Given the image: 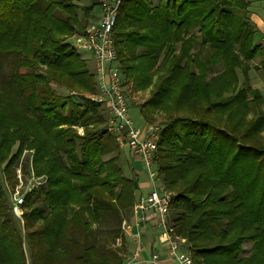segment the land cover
<instances>
[{
    "label": "trees",
    "instance_id": "16d2710c",
    "mask_svg": "<svg viewBox=\"0 0 264 264\" xmlns=\"http://www.w3.org/2000/svg\"><path fill=\"white\" fill-rule=\"evenodd\" d=\"M250 4L121 0L113 27L123 84L152 86L138 107L145 122L156 110L167 115L156 163L175 192L168 219L192 264H264V95L248 76L264 46L254 42ZM94 7H82L84 21ZM79 8L76 0H0V170H13L28 146L47 175L22 204L24 231L0 177V264H53L58 249L70 264H110L117 256L92 224L107 219L115 230L137 199V176L119 157L102 158L117 140L103 129L101 104L84 97L95 75L67 40Z\"/></svg>",
    "mask_w": 264,
    "mask_h": 264
},
{
    "label": "built area",
    "instance_id": "2783aa9c",
    "mask_svg": "<svg viewBox=\"0 0 264 264\" xmlns=\"http://www.w3.org/2000/svg\"><path fill=\"white\" fill-rule=\"evenodd\" d=\"M98 3L100 17L87 26L85 33L76 39L73 46L77 51L86 50L90 53L97 77V92L93 101L105 107L108 112L106 129L116 135L121 146L128 148L139 158L149 183L148 190L138 191L132 220L127 223L125 229L127 236L133 241L126 264H192L190 253L183 251L185 249L181 246L185 239L174 235V229L168 219L175 192L165 187L157 168L161 128L153 124L144 128L136 125L130 114L125 85L118 71L113 27L121 0H98ZM262 39L264 46V37ZM19 178L21 180V177ZM30 178L23 190L20 185L14 191L9 189L12 209L21 219L22 204L26 195L43 183L40 177ZM153 216L160 228L159 241L172 262H166V258L163 259L159 251L152 252L147 258L143 257V226L150 224Z\"/></svg>",
    "mask_w": 264,
    "mask_h": 264
},
{
    "label": "rangeland",
    "instance_id": "374dc122",
    "mask_svg": "<svg viewBox=\"0 0 264 264\" xmlns=\"http://www.w3.org/2000/svg\"><path fill=\"white\" fill-rule=\"evenodd\" d=\"M155 2H157V0H155ZM76 3L79 5V13H78V19L80 21V24L75 26V30L73 33H70L69 35H67V40L70 41V43L72 44L73 47V43L76 41V39H79L80 35H83L85 33V30L87 28V26H89L91 23L96 21V18L100 17L99 14L101 12L100 7H99V3L98 0H76ZM95 4L94 9L91 11V14L89 15L88 13V21H84V12L82 11V7L85 5H91V4ZM118 6V11H119V7ZM235 11H236V6L234 7ZM239 9V10H238ZM237 11L239 13H241L242 9L238 8ZM251 11L252 10H260V11H264V0H256L253 1V4L250 7ZM248 23L250 26L253 27V25L251 24V22L248 20ZM254 28V27H253ZM83 29V30H82ZM255 29V28H254ZM255 36V37H254ZM253 37L255 38L254 42L259 43V38L260 35L258 33H254ZM263 41V39L261 38L260 43ZM262 44V43H261ZM263 45V44H262ZM175 46H177V44L175 43ZM201 53V57H203V50H199ZM81 56L83 58H85L88 61V64L91 66V71L94 73V62L92 60V57L90 55V53L86 50H79L78 51ZM212 53V52H210ZM209 53V54H210ZM199 60V59H198ZM202 60V59H201ZM199 62H201L199 60ZM256 62V64H255ZM221 64L218 63L216 64L215 67V71L219 72L221 70ZM250 69L248 71V76L249 79H251L254 82H258V80L261 78L260 75L264 70V53L263 52H256L255 53V58L250 60ZM217 73H212L210 74V78L215 76ZM95 75V84H96V89L94 92L92 93H88V92H83V95L86 99H88L89 101H93L94 95L97 92V77L96 74ZM239 75L242 78V73L239 70ZM259 82H261V79L259 80ZM251 84V82H250ZM124 85H125V90H126V94L129 100V105H130V114L132 116V119L134 120V122L136 123V125L138 126H142L144 127H148L150 124L153 125H158L160 128H162L163 122L166 121L167 115L165 114V112H162L161 110H156L154 112H151V117L153 118L152 120H150L149 122L145 123L144 117L142 115V112H140L139 110V105H141L142 103H144V101L149 97L150 95V91H152V86H150L149 88L142 90V91H134L132 90V82H129L128 84L126 83V79L124 81ZM252 85V84H251ZM253 86V85H252ZM254 87V86H253ZM59 91H62L60 89H58ZM64 94V92H61ZM74 96L72 97L73 101H76L78 103H80L82 106L85 104V102L81 99L82 95L80 94H74L72 93ZM263 95H264V91H263ZM102 108H104L103 110V115L106 116L107 119V110L105 109L104 106L101 105ZM218 125H221L219 123H217ZM100 126V124H99ZM95 128V126L90 125L89 129ZM73 131H75L77 134L79 135H83L85 133V129L84 126H74L73 127ZM103 129H106V124H104ZM108 131V130H107ZM110 132V131H108ZM117 140V139H116ZM117 150H114L108 154H105L102 156V158L104 160H108L112 157H119L120 163L124 169V173L126 175H129L130 177L133 176L134 174H136L135 172H141L144 173V168L142 167V165L140 164L138 158H133L130 155L129 149L128 148H124L123 146H121V144L117 141ZM35 154V150L34 149H30L28 148V146H25L23 151L21 152L20 156H19V161L17 163V165L12 169L5 171L3 168L0 170V177L2 178L3 184L6 187L8 193L9 189L11 191H14L18 185H20V189L23 190L24 187L26 186V184L28 182H30L31 178L30 177H40L43 180V183L47 181V175L44 174V172H39V174L36 172V168L34 167V155ZM34 167V169H33ZM21 177V180H19ZM8 184V187H7ZM135 191V195L137 198V194H138V188L134 189ZM10 197V196H9ZM135 201L133 202V205L130 206H126L125 208H123L122 211V220L121 222L118 223L117 228L115 230H112L110 222H108L107 219H100L98 221L93 222L92 227L95 228L96 230V234L98 239L100 240V243L102 244H106V247L108 249V256H117V258L115 260H112L110 264H126L127 263V256L130 255L131 253V249L133 247V241L127 236L126 234V226L127 223L130 222L132 220L133 217V210H134V206H135ZM22 219L20 221V227H22V230L24 231V222H23V213L25 211V207H22ZM113 224V223H112ZM153 237V236H152ZM153 240V238H152ZM185 243V242H183ZM182 243V244H183ZM252 241H245L243 243V248L244 251H247L251 246H252ZM183 250V249H182ZM111 251V252H110ZM185 252V250H183ZM188 253V252H187ZM146 256H149L148 254ZM66 254L64 251L58 249V255L55 256L53 264H70L66 261ZM141 264V263H138Z\"/></svg>",
    "mask_w": 264,
    "mask_h": 264
},
{
    "label": "crops",
    "instance_id": "0c3cea01",
    "mask_svg": "<svg viewBox=\"0 0 264 264\" xmlns=\"http://www.w3.org/2000/svg\"><path fill=\"white\" fill-rule=\"evenodd\" d=\"M253 1H256V0H251V4L249 6V21L251 22V24L254 26L255 30H256V33H258L260 35V38H259V42L261 40V38L264 37V11H260L258 9L256 10H252L250 9L251 5L253 4ZM256 64V62H255ZM260 79H261V82H254L252 80V77L250 79V82L251 84L254 86V87H257L259 88L262 93L264 91V70L263 72L261 73L260 75ZM146 123V122H145ZM142 127V126H140ZM130 152V155L134 158H138L136 155L132 154V152L129 150ZM139 160V158H138ZM140 162V161H139ZM141 164V163H140ZM137 178H138V191L140 190H148L149 188V183H148V179H147V175L146 173H142L141 172H138L136 171L135 172ZM156 219L155 217L153 216L151 219H150V224L147 223V225H144L143 226V243H144V247H145V250L143 252V257L147 258L151 255L152 252H161L162 254V258H166V262H172L171 258L169 256H167V254L165 253V249L162 247L160 241H159V237H158V234H159V226H157L156 224ZM153 236V237H152ZM153 238V240H152ZM131 239V238H130ZM132 240V239H131ZM149 255V256H146V255ZM143 264V263H141ZM172 264V263H171Z\"/></svg>",
    "mask_w": 264,
    "mask_h": 264
}]
</instances>
